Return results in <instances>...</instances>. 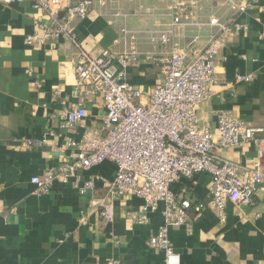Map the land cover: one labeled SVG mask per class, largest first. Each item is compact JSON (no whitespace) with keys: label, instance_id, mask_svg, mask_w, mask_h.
Returning <instances> with one entry per match:
<instances>
[{"label":"crops","instance_id":"0c3cea01","mask_svg":"<svg viewBox=\"0 0 264 264\" xmlns=\"http://www.w3.org/2000/svg\"><path fill=\"white\" fill-rule=\"evenodd\" d=\"M238 3L248 4L246 11L236 13L224 0H201L191 24L173 27L171 0H93L87 18L76 19L71 26L85 51L120 49L114 43L126 24L137 33L143 55L169 56L177 47L185 50L186 61L195 53L187 45L191 39L198 37L195 48L202 50L220 35L225 46L214 63L217 83L198 108L200 123L215 129L219 113L228 111L262 129L258 137L264 139V0ZM212 18L222 23L234 18L247 29L223 34L210 24ZM36 20L49 17L29 1H0V264H165L164 253L148 243L161 224L160 215L136 223L129 214L140 211L141 200L108 195L101 178H114L112 162L87 170L76 167L69 183L56 180L48 193H34L32 177L65 163L57 147L80 137L88 127L101 128L105 115L103 97L96 95L85 100L88 117L74 131L62 127L58 118L50 120L51 114L83 100L74 71L80 52L67 39L27 46L25 38L36 29ZM165 30L172 31L168 45L158 38ZM239 75L251 80H239ZM128 76L147 101L160 82V66L143 58L140 66L128 69ZM27 139L44 144L28 148ZM219 154L250 167L258 148L242 143ZM76 179L80 184L95 179L97 188L81 194L72 185ZM209 185V175H200L188 196L208 201ZM103 200L112 205V220L100 216L98 205ZM255 201L251 206L228 202L225 221L212 209L201 215L189 211L190 230L169 229L180 264H264V193H258Z\"/></svg>","mask_w":264,"mask_h":264},{"label":"built area","instance_id":"2783aa9c","mask_svg":"<svg viewBox=\"0 0 264 264\" xmlns=\"http://www.w3.org/2000/svg\"><path fill=\"white\" fill-rule=\"evenodd\" d=\"M0 1H29L33 8L48 15V21L34 22L36 29L25 38L27 46L67 39L79 49L75 85L83 100L51 114L50 120L58 118L62 127L74 131L88 117L85 100L99 95L104 101L102 127H88L80 137L59 145L57 148L66 158L65 163L50 167L42 176L32 177L34 193H48L56 180L69 183L76 167L87 170L106 161L112 162L114 178H101L108 187V195L111 198L133 195L141 200L140 211L129 214L136 223H147L151 215H160L161 224L148 243L164 253L165 264H180V254L171 243L169 229L186 226L190 230L189 211L201 215L212 209L225 221L228 202L251 206L258 193H264V139L258 137L262 129L228 111L219 113L215 129L202 125L198 117L200 104L212 96V87L217 83L214 63L225 46L220 35L202 50L195 48L198 37L191 39L187 45L195 53L186 61L185 50L177 47H172L169 56L143 55L138 48L137 33L124 24L114 43L120 49L107 47L89 52L82 49L71 23L87 18L88 5L93 0ZM224 1L236 13L248 8V4L238 3V0ZM200 2L171 0L172 26L191 24ZM210 24L223 34L247 29L234 18L228 23L212 18ZM158 38L162 45H168L172 31H160ZM143 58L160 66L161 74L160 82L152 88L147 101H143V93L128 76V69L140 66ZM29 74L33 75L32 71ZM238 79L250 81L251 77L239 75ZM35 85L41 86L37 80ZM60 93L56 91L55 95ZM49 134L54 135L52 131ZM242 143H254L258 148V157L250 167L219 154L221 149ZM25 144L28 148L41 147L44 141L27 139ZM202 174L210 177V197L208 201H194L188 194ZM78 180L72 185L81 194L97 188L95 179L83 184ZM176 184L180 185L177 190ZM98 206L103 219H113L112 205L103 200Z\"/></svg>","mask_w":264,"mask_h":264}]
</instances>
